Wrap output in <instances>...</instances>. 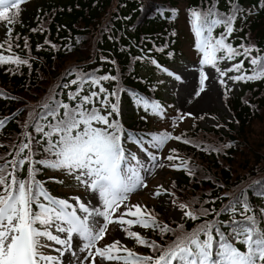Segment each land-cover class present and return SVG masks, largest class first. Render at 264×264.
<instances>
[{
  "label": "snow or ice",
  "instance_id": "6c2138e0",
  "mask_svg": "<svg viewBox=\"0 0 264 264\" xmlns=\"http://www.w3.org/2000/svg\"><path fill=\"white\" fill-rule=\"evenodd\" d=\"M21 3L22 0H0V21L9 25L15 23ZM187 11L195 37L194 48L200 54L199 87L194 93L197 97L205 88L206 80L212 79L206 75L205 66H211L218 73L221 86L226 85V72L238 73L228 77L233 82L254 81L264 77V63H261L264 57L250 55L255 45L241 43L233 46L226 42L228 34L234 30L233 22L239 9L234 8L226 16L212 8H189ZM219 25L224 26L223 32L214 36L213 31ZM11 33L12 28L8 27L6 36L10 37ZM40 47L37 44L38 50ZM237 56L242 59L228 68L221 70L217 66L218 62L231 61ZM244 58L249 59L250 65L258 66L257 70H244ZM100 59L106 58L101 56ZM137 59L143 60L144 57ZM5 63L27 65L29 62L15 55L0 53V65ZM150 63L169 76L174 75L168 69L161 68L155 59H151ZM97 71H84L72 66L64 75L73 78L58 84L56 87L60 91L53 89L40 103L30 108L21 125L23 131L19 143L14 145L11 159L0 163V264H74L73 258L77 255L75 249L86 253L84 259L75 264H106L108 261H123V264H264V231L258 228L253 215L241 213L243 220L220 222L216 219L222 212L235 213L238 204L244 212H248L249 204L240 196H234L220 212H216L213 220H205L192 230H186L179 223L170 228L167 223L158 221L156 215L147 208L126 203L130 193L145 186V176L151 173L153 167L163 166L157 160L159 150L166 141L176 140L186 145L195 144V141L185 139L182 135L173 136L168 131L151 132L147 138L144 134L136 136L128 133L127 142L139 145L144 158L127 149L120 123V94L124 90L116 85L109 91L102 83L118 81L120 77L108 73L98 75ZM175 79L181 77L176 75ZM86 85L90 86V90L82 94ZM63 90H67L66 100L60 98L65 94ZM128 93L135 106L153 115L163 116L164 109L159 102L150 101L130 89ZM224 94L227 96V89ZM113 113L116 119H110ZM178 118L184 119L183 116ZM6 119L0 120V127ZM30 127L31 133L28 131ZM230 146L231 142H228L210 149L205 146L204 150L218 153ZM177 151L170 148V154L164 158L177 161L169 167L184 168L187 174L194 175L197 169L189 168L187 160L171 155ZM38 156L39 159L36 158ZM25 164L27 173L21 178L18 173ZM36 165L61 170L74 178L77 185L85 190L87 202H81L80 197H73L75 204H71L67 199L50 195L44 182L36 179L40 171ZM252 187L257 195L264 196V184L253 182ZM160 194L158 186L153 195ZM173 203H176L175 198ZM197 203L193 200L178 204L184 218L195 221L215 211L205 208L203 204L196 207ZM121 205H124L123 211H120ZM126 213L133 218L125 219ZM114 221L118 222L125 237L134 238L136 245L146 246L152 254H138L123 246L118 239L97 246ZM221 224L229 228L227 234L221 231ZM137 225L158 231L162 238L171 233L173 239L164 244L146 239L140 233L129 230L131 226ZM52 229L64 235L53 234ZM42 238L60 246L55 249L59 256L42 251L50 247L42 242ZM234 243H242L244 250H239ZM66 252L70 253V257L62 261ZM120 252L124 254H117ZM88 257L94 259L88 260Z\"/></svg>",
  "mask_w": 264,
  "mask_h": 264
},
{
  "label": "trees",
  "instance_id": "16d2710c",
  "mask_svg": "<svg viewBox=\"0 0 264 264\" xmlns=\"http://www.w3.org/2000/svg\"><path fill=\"white\" fill-rule=\"evenodd\" d=\"M189 8H212L224 16L234 8L239 9L233 22L234 30L228 34L226 42L233 46L241 43L255 45L252 56L264 57V0H22L15 23L9 25L0 21V53L15 55L29 62L27 65H0V94H3L0 95V120L7 118L0 127V163L11 159L30 108L40 103L53 89L60 91L56 86L73 78L64 75L72 66L84 71L98 70V75L108 73L120 77L118 81L102 83L109 91L119 85L124 90L120 94V102L132 107L127 122L120 117L125 147L131 144L127 142L128 133L144 134L147 138L148 133L159 132L152 127L153 114L136 107L128 90L150 101L160 102L157 79L141 69L157 68L150 63L151 59L165 66L181 56L182 45L190 40L183 32L187 28V32L194 36L189 23ZM8 27L12 28L10 37L6 36ZM223 27L217 26L213 35L221 34ZM191 40L193 45L195 38ZM37 44L41 46L39 50ZM101 56L106 59L101 60ZM140 56L144 59H137ZM240 59L242 57L237 56L233 60L238 62ZM246 59L243 69L248 72L257 70L258 66L250 65ZM89 90L90 86L86 85L82 94ZM63 91L65 94L60 98L66 100L67 90ZM222 101L232 121L220 122L222 129L212 127L208 130L193 121L190 127L180 130L177 135L195 141V144L177 141L180 146L174 156L187 160L189 168L197 171L190 176L184 168L176 169L177 176L166 185L170 197L175 198L177 204L196 200V207L203 204L215 211L195 221L185 218L180 222L151 211L158 221L167 223L170 228L179 223L186 230H192L205 220H213L216 212H220L234 196H240L248 202V212L238 204L235 213L222 212L216 219L220 222L243 220L241 213L253 215L258 228L264 231V196L257 195L252 187L253 182L264 184V77L240 81L236 92L225 87ZM101 111L103 113L104 110ZM110 119H116V114L113 113ZM28 131L32 132L31 127ZM228 142L231 146L218 153L204 150L205 146L210 149ZM36 167L40 168L36 179L45 185L44 178L49 168ZM26 173L27 164L18 175L23 178ZM220 227L222 232H229L223 224ZM142 236L159 244L173 239L171 233L162 238L151 228H145ZM234 246L244 250L242 243H234ZM143 247L146 248L145 255L152 254L146 246Z\"/></svg>",
  "mask_w": 264,
  "mask_h": 264
},
{
  "label": "rangeland",
  "instance_id": "374dc122",
  "mask_svg": "<svg viewBox=\"0 0 264 264\" xmlns=\"http://www.w3.org/2000/svg\"><path fill=\"white\" fill-rule=\"evenodd\" d=\"M179 6L182 8L183 4L180 3ZM182 25V22H181ZM185 28V27H184ZM183 56L179 58L177 62L171 64L166 69L174 73L173 76H169L166 72L163 71H150L149 68H143L142 71L150 72L157 78L162 86V103L167 106L164 110L163 116L159 117L158 125L167 131L171 132L172 135L177 133L180 129L188 128L192 124V120H197L199 125L203 128L209 129L214 126H217L219 122L226 123L231 120L229 113L225 110L222 105L221 97L222 90L226 85L234 88V91L237 90L239 86V81L233 82L228 79L229 76L237 75V72H226L225 81L226 85L221 86L218 83L219 75L211 66H205L204 70L206 75L212 79L206 80L205 88L201 91V94L197 97L194 93L198 89V79L200 65L198 60L200 58L199 54H195L191 45L185 42L182 46ZM235 62L230 61H221L218 62V67L221 70L228 68L231 64ZM178 75L181 79H175V76ZM209 85V87H208ZM212 91H209L208 89ZM211 92V97L209 98V103L204 106L201 105L200 100L204 97L205 93L208 94ZM210 95V94H208ZM206 100V99H205ZM194 107V108H193ZM201 107V108H200ZM179 110V113H178ZM132 110L128 104L121 102L120 104V115L122 120L127 121L128 116L131 114ZM185 113H191L192 115L185 116ZM178 116H183L184 119L180 120ZM173 118L175 122L173 123ZM172 141L168 140L159 150V159L157 160L158 164H162V167H153L150 174L145 176L146 184L143 188L137 189L134 193H130L128 200L126 201L129 205H139L141 207L149 204H155L156 210H159L163 216L174 220H182L184 217L182 215V210L178 208V205L167 201L165 194L163 193V184L167 181L169 175H171V169L169 168L168 160L164 159L166 157L165 149L171 147ZM150 151H155L149 149ZM134 152L137 156L144 158L143 153L140 148H136ZM58 179L60 183L56 186L57 194L54 197L67 199L69 203L75 204L73 197H80L81 202H87V196L83 187L78 186L74 178H70L63 171H60L58 174ZM161 192L159 196H154L158 190ZM124 205H121L120 211H123ZM175 209V210H173ZM134 210V209H133ZM116 215L115 213L113 214ZM130 215L125 214V219H132ZM131 231L141 232L140 227L131 226ZM53 234L64 235L56 233L52 229ZM119 240L121 244L125 247L131 248L132 238L125 237L122 229L120 228L118 222L114 221L108 226L105 236L101 238V241L97 242V246H102V243H110L113 240ZM44 244L50 245V247H45L42 251L45 254L57 255L59 253L55 249L59 248V245H56L53 241H47L46 238H42ZM77 255L73 258L74 264L76 261L84 259L86 253H80L78 249H75ZM122 255V252L117 253ZM70 253L65 254L61 258L62 261L69 259ZM94 258L88 257V260ZM106 264H120V261H108Z\"/></svg>",
  "mask_w": 264,
  "mask_h": 264
},
{
  "label": "bare ground",
  "instance_id": "6f19581e",
  "mask_svg": "<svg viewBox=\"0 0 264 264\" xmlns=\"http://www.w3.org/2000/svg\"><path fill=\"white\" fill-rule=\"evenodd\" d=\"M208 87H209V85H208ZM212 89V88H211ZM210 88L208 89L209 91H212ZM208 94H210V95H208ZM208 94H206L205 93V95H204V97L200 100V103H201V105L202 106H204L205 104H207V103H209V98L211 97V92L210 93H208ZM206 99V100H205ZM194 108V107H193ZM201 108V107H200Z\"/></svg>",
  "mask_w": 264,
  "mask_h": 264
}]
</instances>
